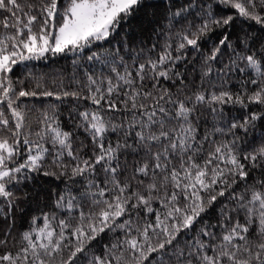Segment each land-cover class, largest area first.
Segmentation results:
<instances>
[{
  "label": "snow or ice",
  "instance_id": "1",
  "mask_svg": "<svg viewBox=\"0 0 264 264\" xmlns=\"http://www.w3.org/2000/svg\"><path fill=\"white\" fill-rule=\"evenodd\" d=\"M0 264H264V0H0Z\"/></svg>",
  "mask_w": 264,
  "mask_h": 264
},
{
  "label": "trees",
  "instance_id": "2",
  "mask_svg": "<svg viewBox=\"0 0 264 264\" xmlns=\"http://www.w3.org/2000/svg\"><path fill=\"white\" fill-rule=\"evenodd\" d=\"M127 30V29H126ZM48 56L47 60H33L26 61L24 64L17 65L14 68L13 78L19 77L20 79L30 80L31 76H44L46 78L50 77L51 74L59 71L70 68V63L67 58L57 57L53 58L50 53L46 54ZM31 73V76H30ZM28 104H35L37 107L40 106L41 100H27L25 101ZM43 103H57L56 101L49 98L44 100ZM258 134V133H257ZM28 227V224L25 223L21 230H24Z\"/></svg>",
  "mask_w": 264,
  "mask_h": 264
}]
</instances>
